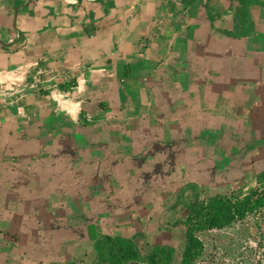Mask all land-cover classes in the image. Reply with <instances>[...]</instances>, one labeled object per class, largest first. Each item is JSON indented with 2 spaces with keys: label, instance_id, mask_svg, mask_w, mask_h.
Returning a JSON list of instances; mask_svg holds the SVG:
<instances>
[{
  "label": "rangeland",
  "instance_id": "1",
  "mask_svg": "<svg viewBox=\"0 0 264 264\" xmlns=\"http://www.w3.org/2000/svg\"><path fill=\"white\" fill-rule=\"evenodd\" d=\"M256 12L251 36L222 37L213 28V52L201 53V68L185 70L207 87L201 93L198 81L185 85V108L191 109L173 127L165 130L162 119L164 128L124 132L104 110L101 119L81 116L75 128L45 135L38 149L18 145L7 171L13 175L0 181V264H95L91 223L101 233L132 237L142 254L153 244L172 245L179 264L186 204L195 198L184 185H197L199 198L246 192L264 168V7ZM187 59L191 64L195 58ZM18 88L0 87V96L24 94ZM169 88L177 97L184 86ZM193 95L201 96L199 102ZM18 99L0 104L16 106ZM63 123L73 125L67 117ZM24 187L26 194L18 193ZM196 235L204 251L194 264H264V208Z\"/></svg>",
  "mask_w": 264,
  "mask_h": 264
},
{
  "label": "crops",
  "instance_id": "2",
  "mask_svg": "<svg viewBox=\"0 0 264 264\" xmlns=\"http://www.w3.org/2000/svg\"><path fill=\"white\" fill-rule=\"evenodd\" d=\"M22 1L0 0V41L18 38L0 45V87L13 85L24 92L0 96L1 101H22L0 104L8 108L0 110V181L13 169L11 155L18 145L38 149L37 140L75 128L81 116L90 122L89 117L101 119L106 110L111 124L130 133L151 132L162 119L168 123L161 128L173 127L191 109L185 108V85L198 81L201 93L207 87L185 70L201 68L198 57L213 52V28L219 23L229 28L234 11L248 0H30L11 19ZM262 7H251L256 21ZM187 56L195 58L191 64ZM120 79H130L128 86ZM160 83L162 92L156 94ZM176 85L184 86L177 97L168 90ZM210 101L212 113V95ZM66 117L72 126L63 123ZM17 189L26 194L25 187Z\"/></svg>",
  "mask_w": 264,
  "mask_h": 264
},
{
  "label": "trees",
  "instance_id": "3",
  "mask_svg": "<svg viewBox=\"0 0 264 264\" xmlns=\"http://www.w3.org/2000/svg\"><path fill=\"white\" fill-rule=\"evenodd\" d=\"M246 2V5L234 11L232 25L226 29L219 25L216 27L217 32L228 37L254 34L256 20L251 7L264 5V1L248 0ZM214 23L213 16V27H215ZM219 91H223L222 87H219ZM3 172L1 168L0 173ZM256 181L257 186L247 188L246 192H242L239 188V190L216 193L204 198H199L197 185L193 183L184 185L183 188L191 189L195 198L186 204L187 214L182 223L185 226V241L179 264H194L202 256L204 246L202 240L196 235L197 232L222 229L264 208V168L257 172ZM180 190L182 192L183 189ZM87 232L89 239L93 242L95 264H175V248L172 245L153 244L146 254H142L132 237L101 233L92 223L88 225Z\"/></svg>",
  "mask_w": 264,
  "mask_h": 264
},
{
  "label": "water",
  "instance_id": "4",
  "mask_svg": "<svg viewBox=\"0 0 264 264\" xmlns=\"http://www.w3.org/2000/svg\"><path fill=\"white\" fill-rule=\"evenodd\" d=\"M28 2H30V0H24V1H22L21 3H19L12 11H11V13H10V18L12 19L13 18V16L15 15V13L17 12V10L21 7V6H23V5H25V4H27ZM13 26L16 28V26L13 24ZM20 37V36H19ZM16 39H18V38H15L14 40H16ZM14 40H12V41H14ZM12 41H0V45H3V44H6V45H8V44H11L12 43ZM17 41V40H16Z\"/></svg>",
  "mask_w": 264,
  "mask_h": 264
},
{
  "label": "built area",
  "instance_id": "5",
  "mask_svg": "<svg viewBox=\"0 0 264 264\" xmlns=\"http://www.w3.org/2000/svg\"><path fill=\"white\" fill-rule=\"evenodd\" d=\"M75 1H76V0H69V2H71V3H72V2H75ZM31 87H34V88H35V87H36V84H35V83H32V84H31Z\"/></svg>",
  "mask_w": 264,
  "mask_h": 264
}]
</instances>
